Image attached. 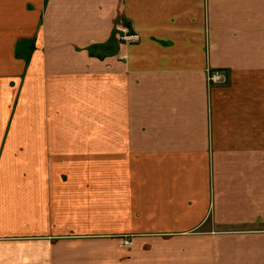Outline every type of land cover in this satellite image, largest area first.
<instances>
[{
	"label": "crops",
	"instance_id": "obj_1",
	"mask_svg": "<svg viewBox=\"0 0 264 264\" xmlns=\"http://www.w3.org/2000/svg\"><path fill=\"white\" fill-rule=\"evenodd\" d=\"M5 54L0 264H264V0H0Z\"/></svg>",
	"mask_w": 264,
	"mask_h": 264
},
{
	"label": "rangeland",
	"instance_id": "obj_2",
	"mask_svg": "<svg viewBox=\"0 0 264 264\" xmlns=\"http://www.w3.org/2000/svg\"><path fill=\"white\" fill-rule=\"evenodd\" d=\"M34 40L33 39H21L18 41L15 48V60H28L32 51L34 50ZM5 59L0 58V81L7 80L11 83V85L15 84L20 76L16 73V71L12 69L4 70L1 66L3 63L9 62V57L5 54ZM23 77V76H22ZM17 107L15 102L14 108ZM102 122L104 120H98ZM104 136L96 135V136H84V140L82 145L73 146L72 144H67V146H71V149H68L65 152V156L63 157V152L60 153V159L58 156V151L52 152V161L53 162H107V152L105 149V144L101 143V139ZM97 141V142H96ZM96 143V144H95ZM99 143V144H98ZM98 144V145H97ZM97 145L98 148H91V146ZM56 161H54V160Z\"/></svg>",
	"mask_w": 264,
	"mask_h": 264
},
{
	"label": "built area",
	"instance_id": "obj_3",
	"mask_svg": "<svg viewBox=\"0 0 264 264\" xmlns=\"http://www.w3.org/2000/svg\"><path fill=\"white\" fill-rule=\"evenodd\" d=\"M118 41L123 44H134L139 42V35L137 33L131 32L130 30H121L118 32ZM209 81L214 85H223L227 81L226 74L222 71H214L210 73ZM126 245H129L128 242H126Z\"/></svg>",
	"mask_w": 264,
	"mask_h": 264
},
{
	"label": "trees",
	"instance_id": "obj_4",
	"mask_svg": "<svg viewBox=\"0 0 264 264\" xmlns=\"http://www.w3.org/2000/svg\"><path fill=\"white\" fill-rule=\"evenodd\" d=\"M91 53H92V55H93V51H92Z\"/></svg>",
	"mask_w": 264,
	"mask_h": 264
}]
</instances>
